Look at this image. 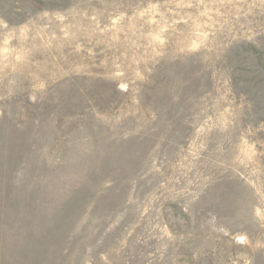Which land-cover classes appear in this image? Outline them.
<instances>
[{
  "label": "rangeland",
  "instance_id": "obj_1",
  "mask_svg": "<svg viewBox=\"0 0 264 264\" xmlns=\"http://www.w3.org/2000/svg\"><path fill=\"white\" fill-rule=\"evenodd\" d=\"M0 264H264V0H0Z\"/></svg>",
  "mask_w": 264,
  "mask_h": 264
}]
</instances>
